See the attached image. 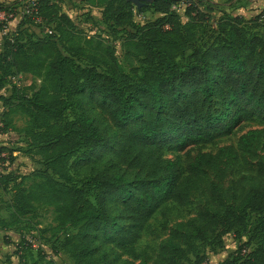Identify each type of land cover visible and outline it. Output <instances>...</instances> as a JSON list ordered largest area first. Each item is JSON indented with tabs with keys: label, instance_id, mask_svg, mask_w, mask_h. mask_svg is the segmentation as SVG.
Returning <instances> with one entry per match:
<instances>
[{
	"label": "trees",
	"instance_id": "trees-1",
	"mask_svg": "<svg viewBox=\"0 0 264 264\" xmlns=\"http://www.w3.org/2000/svg\"><path fill=\"white\" fill-rule=\"evenodd\" d=\"M84 1L103 8L113 36L124 33L123 50L140 68L124 73L113 46L79 30L52 0H33L32 14L3 37L0 50V92L19 75L40 80L31 96L17 87L9 98L0 95L2 132L13 127L12 115H25L29 153L45 166L14 186L18 214L54 208L53 232L76 230L62 244L74 264H149L135 247L147 224L170 207L191 211L194 196L204 193L207 207L168 231L153 264L198 257L196 243L217 232L220 245L232 232L248 237L225 264H264V164L223 185L228 164L254 158L264 128L242 135L237 148L188 153L186 169L181 159L163 156L212 144L245 122L264 125V36L249 27L253 21L234 15L221 18L212 43L199 46L197 32L210 16L196 1L185 3L187 22L173 9L179 0L145 4L139 11L161 17L144 25L134 21L127 0ZM10 11L0 3V12ZM36 21L49 32L26 28ZM118 153L134 154L133 162L123 167ZM211 173L216 180L208 184Z\"/></svg>",
	"mask_w": 264,
	"mask_h": 264
},
{
	"label": "rangeland",
	"instance_id": "rangeland-1",
	"mask_svg": "<svg viewBox=\"0 0 264 264\" xmlns=\"http://www.w3.org/2000/svg\"><path fill=\"white\" fill-rule=\"evenodd\" d=\"M187 0H179L173 9L178 12L183 22H187L185 17ZM199 3L200 8L210 16L209 23L205 24V29L197 32L198 45L206 46L212 43L216 35L218 23L221 18L228 16H240L254 23L249 27L264 36V21H260L264 15V0H192ZM53 3L61 7V11L69 16L77 28L86 34L101 37L105 45L113 46L116 50L119 65L122 71L131 75L133 70L140 68V64L132 57L125 54L122 47V32L118 36H113L103 21V8L94 7L84 0H52ZM1 4L8 6L9 13L0 12V50H2L4 36H11L18 28V25L25 17L32 14L34 10L33 0H0ZM212 8V9H209ZM12 14L15 16L12 17ZM161 17L153 10L141 12L135 6L134 21L139 25L155 21ZM29 28L38 36L45 35L50 28L40 21H36ZM40 80L34 76L19 75L9 82L0 95L9 98L13 88L17 87L20 92L31 96L33 86L38 87ZM3 102L0 103V111H4ZM109 118V114L102 113ZM13 127L3 130L0 119V264H74L72 257L67 254L62 247L65 237L74 234L76 230L68 228L60 234L53 232L56 226V214L54 208L37 205L36 209L28 215H20L16 211L13 197L14 186L23 178L32 179L45 169L40 156L29 153L30 143L23 130L27 126L28 118L17 113L11 116ZM264 125L259 121L245 122L240 124L232 135L218 139L212 144L204 147H189L185 151L177 153L165 150L163 156L166 159H181L182 168L186 169L188 164V153L191 157L199 153L216 154L220 148L233 146L237 148L239 139L250 130L262 129ZM11 152H14L16 160L9 161ZM120 153V152H119ZM116 154L123 167H128L134 160L135 155L126 156ZM234 165L226 166V176L223 181L225 188L235 184L243 175L253 174L258 162L264 164V140L256 147L254 158L245 156ZM135 171V170H133ZM210 184L215 181V174L206 178ZM31 180H28L30 184ZM240 191L237 192V195ZM206 195L197 193L192 199L191 211L184 212L175 208L164 209L154 215L147 224L149 230L142 234L140 240L135 244L136 250L149 264L156 260L159 246L167 239L168 231L181 222L188 221L191 217L205 209ZM131 216V215H129ZM254 218L252 219V222ZM130 224V221H127ZM220 230V229H219ZM218 232L210 235L207 243L197 242L199 256H189V260L182 264H198L199 260L206 258L201 264H225L231 261L238 249L248 240L246 234L237 238L235 234L229 233L221 238L222 245L215 239ZM251 249V248H250ZM128 257H124L127 260Z\"/></svg>",
	"mask_w": 264,
	"mask_h": 264
},
{
	"label": "water",
	"instance_id": "water-1",
	"mask_svg": "<svg viewBox=\"0 0 264 264\" xmlns=\"http://www.w3.org/2000/svg\"><path fill=\"white\" fill-rule=\"evenodd\" d=\"M154 1L155 0H127V2H130L136 6L138 10H140L145 4H151Z\"/></svg>",
	"mask_w": 264,
	"mask_h": 264
}]
</instances>
